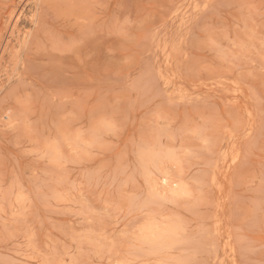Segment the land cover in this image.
<instances>
[{"label":"rangeland","instance_id":"374dc122","mask_svg":"<svg viewBox=\"0 0 264 264\" xmlns=\"http://www.w3.org/2000/svg\"><path fill=\"white\" fill-rule=\"evenodd\" d=\"M0 264H264V0H0Z\"/></svg>","mask_w":264,"mask_h":264},{"label":"snow or ice","instance_id":"6c2138e0","mask_svg":"<svg viewBox=\"0 0 264 264\" xmlns=\"http://www.w3.org/2000/svg\"><path fill=\"white\" fill-rule=\"evenodd\" d=\"M36 7H37V10H38V14L36 16H34V23H39V10L42 8V6L38 3L36 5ZM165 183H166V181H165Z\"/></svg>","mask_w":264,"mask_h":264}]
</instances>
